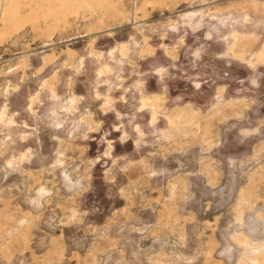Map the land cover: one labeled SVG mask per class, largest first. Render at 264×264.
<instances>
[{"label":"rangeland","instance_id":"1","mask_svg":"<svg viewBox=\"0 0 264 264\" xmlns=\"http://www.w3.org/2000/svg\"><path fill=\"white\" fill-rule=\"evenodd\" d=\"M0 264H264V0H0Z\"/></svg>","mask_w":264,"mask_h":264}]
</instances>
